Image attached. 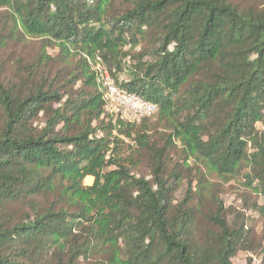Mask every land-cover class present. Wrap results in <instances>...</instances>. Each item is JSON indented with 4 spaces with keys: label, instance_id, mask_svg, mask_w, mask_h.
Instances as JSON below:
<instances>
[{
    "label": "trees",
    "instance_id": "16d2710c",
    "mask_svg": "<svg viewBox=\"0 0 264 264\" xmlns=\"http://www.w3.org/2000/svg\"><path fill=\"white\" fill-rule=\"evenodd\" d=\"M257 215L264 0H0V264H257Z\"/></svg>",
    "mask_w": 264,
    "mask_h": 264
},
{
    "label": "built area",
    "instance_id": "2783aa9c",
    "mask_svg": "<svg viewBox=\"0 0 264 264\" xmlns=\"http://www.w3.org/2000/svg\"><path fill=\"white\" fill-rule=\"evenodd\" d=\"M96 83L102 92L104 110L112 118L138 122L156 111V106L137 95H126L116 88L106 72L97 67Z\"/></svg>",
    "mask_w": 264,
    "mask_h": 264
},
{
    "label": "rangeland",
    "instance_id": "374dc122",
    "mask_svg": "<svg viewBox=\"0 0 264 264\" xmlns=\"http://www.w3.org/2000/svg\"><path fill=\"white\" fill-rule=\"evenodd\" d=\"M93 179V178H92ZM92 181L90 184L86 183V180L83 182V186H91ZM222 199L227 205L238 206L240 203L236 200L235 196L232 195L231 190L227 187H224ZM249 228L253 229L255 238L257 240H261V243L264 246V217L263 216H252L249 222ZM257 264H264V255L261 258L256 259ZM232 264H245V255L239 254L232 260Z\"/></svg>",
    "mask_w": 264,
    "mask_h": 264
},
{
    "label": "crops",
    "instance_id": "0c3cea01",
    "mask_svg": "<svg viewBox=\"0 0 264 264\" xmlns=\"http://www.w3.org/2000/svg\"><path fill=\"white\" fill-rule=\"evenodd\" d=\"M92 178V177H91ZM87 179V177L85 178V180ZM92 181V183H93V179L91 180Z\"/></svg>",
    "mask_w": 264,
    "mask_h": 264
}]
</instances>
